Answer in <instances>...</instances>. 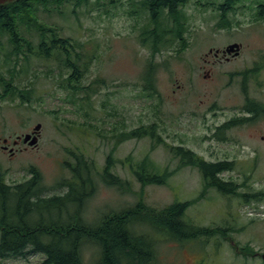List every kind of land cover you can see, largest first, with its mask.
Masks as SVG:
<instances>
[{
    "label": "rangeland",
    "instance_id": "obj_1",
    "mask_svg": "<svg viewBox=\"0 0 264 264\" xmlns=\"http://www.w3.org/2000/svg\"><path fill=\"white\" fill-rule=\"evenodd\" d=\"M223 1L226 0H187L198 11L194 10L196 22L191 24L190 43L207 42L194 51L196 54L202 55L212 46L208 41L213 39L214 32L219 39L238 40L245 34L264 33V25L257 21L260 19L255 13V22H250L248 16L252 14L249 11L241 14L244 6L255 10L261 0H237L233 7L240 8L239 11L222 18L219 5ZM90 2L91 6L73 9L70 1L60 14H48L38 5L36 12L38 21L47 28H54L59 37H70L84 44L87 69L78 82H68L72 69L59 66L54 60L25 59L20 55L14 68L15 60L5 64V56L0 52V77L8 84H0V139L30 133L40 125L39 144L35 150L27 148L12 158L0 153V173L5 176V182L10 186L25 182L29 179L28 170L34 168L41 174L43 185L51 189L46 195H59L63 189L58 188V184L70 178L66 163L74 162L73 154H82L93 161L99 171L111 154L112 167L115 166L113 174L129 182L130 191L125 186L122 190L107 186L96 177L95 193L83 211L85 223L96 225L104 215L133 206L140 192L143 202L157 210L175 202L190 201L193 203L186 211L187 218L198 226L225 230L231 240H224L217 234L207 240L181 245L138 224L135 227L138 233H145L156 241V264H264L260 256L245 257L240 250L249 245L257 254H264V196L252 197L262 185L264 170L257 165L264 154L257 153L251 160L240 162L241 166L219 175L235 186L237 195L226 197L215 190L204 191L200 173L191 167H180L170 152V147L183 146L208 162L245 156L237 151L240 146L215 145L211 141L212 120L210 115H205L213 103L226 108L240 104V96L233 94L240 78L216 69L213 80L204 82L201 72L188 73L177 60H172L168 69L164 68L163 60L171 56L163 52L155 55L154 60L158 94L153 98L141 94L142 72L151 56L150 48L142 46L141 41L142 32L152 29L145 11L129 14L135 10L129 9L127 13V0H121L122 7L106 15L93 7L94 0ZM208 2L214 4L215 26L206 21L210 17ZM222 22L228 23V27L220 28ZM23 35L37 45L39 37L34 31ZM46 37L49 38V34ZM6 38L0 40L5 51L8 50ZM92 82L103 84L88 100L85 93L94 90L86 92V87ZM71 85L79 90L74 91ZM12 87L15 88L14 96L10 95ZM153 124L162 141L156 146L148 138H130L116 144L120 134ZM241 134L239 130L237 135ZM144 157L151 160L158 172H171L165 185H148L141 189L127 163ZM243 195L248 197L245 199ZM69 212L71 215V208ZM41 217L45 221H56L59 215L52 211ZM37 220L34 215L27 222L31 224ZM82 258L84 264H95L97 248L86 245ZM43 259L40 254L27 253L21 259H0V264H39Z\"/></svg>",
    "mask_w": 264,
    "mask_h": 264
},
{
    "label": "trees",
    "instance_id": "obj_2",
    "mask_svg": "<svg viewBox=\"0 0 264 264\" xmlns=\"http://www.w3.org/2000/svg\"><path fill=\"white\" fill-rule=\"evenodd\" d=\"M73 2V9L81 6H91L90 0H19L0 7V40L7 37L8 50L1 46L0 52L5 56V64H10L14 59V68L17 67L19 56L54 60L59 66L71 68V77L68 82H78L87 69L86 52L84 44L73 38H61L54 28H47L38 21L36 12L41 5L46 13L60 12L66 8V4ZM235 4L237 0H226ZM187 0H127L128 10H135L129 14L145 11L148 21L158 22L162 18L172 16V13L182 7ZM51 6V9L48 7ZM62 7L59 11V7ZM93 7L104 11L106 15L113 14L122 7L121 0H94ZM74 12V11H73ZM225 13V10L223 11ZM76 22L78 17L76 16ZM228 23H220V28H227ZM81 27V23H78ZM34 31L39 41L33 45L23 35L24 32ZM49 34V38L46 37ZM161 34L157 30L146 29L142 34V44L151 46L152 53L149 62L142 72L140 85L141 94L147 97L156 96V65L152 59L159 50ZM147 44V45H146ZM13 68V69H14ZM0 84L5 85L1 78ZM7 84V83H6ZM102 82H92L86 87L91 96L97 93ZM8 85V84H7ZM73 87L74 91L79 90ZM95 88V89H94ZM12 87L10 95L15 92ZM22 92V91H21ZM106 138L105 136H103ZM115 138L112 132L111 139ZM148 138L156 146L160 142L156 125L141 126L128 134H120L116 144L125 139ZM153 146V147H154ZM173 156L180 159V167L196 169L202 179L203 190H215L226 197L237 195L233 183H225L218 176L230 168H224L219 164H210L188 150L170 147ZM74 162L66 163L70 178L63 179L58 188L63 189L59 195L47 196L51 191L43 185L41 174L34 168H30L29 179L25 182L10 186L5 182V176L0 173V259H21L27 253H37L44 257L39 264H84L82 251L86 245H94L98 250V258L95 264H156V241L145 233H138L136 225H144L164 239L184 245L187 242L209 239L214 235H220L227 240L225 230L220 228H208L195 225L186 216V211L193 202H175L163 209L157 210L147 206L142 199V192L138 194L137 202L130 207L106 214L101 217L96 225H89L83 220V211L87 201L96 190L95 178L99 177L105 185L121 188L127 187L130 191V183L115 176L112 171L114 160L110 154L104 167L99 171L93 161L87 160L82 154H73ZM129 161V160H128ZM178 167V168H180ZM129 170L141 189L148 185H165L171 172L164 170L158 172L148 157L129 165ZM122 190V188H121ZM243 195V198L248 196ZM258 198L259 194H253ZM72 209V214L69 212ZM58 212V220L45 221L41 215L50 212ZM38 217L37 221L28 223L29 217ZM241 250L245 257H256L249 245ZM259 255V254H258Z\"/></svg>",
    "mask_w": 264,
    "mask_h": 264
},
{
    "label": "flooded vegetation",
    "instance_id": "obj_3",
    "mask_svg": "<svg viewBox=\"0 0 264 264\" xmlns=\"http://www.w3.org/2000/svg\"><path fill=\"white\" fill-rule=\"evenodd\" d=\"M207 5V7H210L208 10L206 9L208 13H210V17L205 20L211 22L209 25L215 26L216 24H214V21H216V18L213 17L215 13L212 9L214 4L208 2ZM219 8L220 11H222L220 16L222 18L226 17V15L228 16V14L237 13L240 9L233 7V5L227 1L220 3ZM195 9L196 8L191 6L189 2H186L182 7L176 9V11L172 13V16L162 18L158 22L148 21V24L152 26L151 30H157L158 34H161V37L158 39L159 50L154 54L152 63L156 65L154 63L155 55L158 56L159 53L162 55L161 53L166 52L171 58L166 57L163 60L164 68L168 69L171 61L177 60L188 73L201 72V79L204 82L213 80V74L216 69H219L222 73H228L232 77L236 76L240 78L237 89L235 87L233 89V94H238L240 96V104L235 107L229 106V108H226L219 106L217 103H213L210 108H208L205 115H210L212 120V126H210L212 134L210 136L211 141L215 145L240 146L237 151L244 153L245 156L238 159L223 158L208 162L189 149H184L183 146L173 147L188 150L197 155V157L202 158L206 163L219 164L224 166V168L232 169L234 166H241L239 164L240 162L243 163L247 160H251L257 153L264 154V48H262L264 46V33L245 34L238 40L233 38L227 39V37L219 39L217 33L214 32L212 36L213 39L210 38V41H208L211 42L210 44L212 46L208 44L210 47L206 52L202 55L196 54L194 51L202 48L207 42L198 40L195 41L194 44L190 43L191 24L196 22V17L194 16ZM224 10L225 13L223 15ZM244 10L252 14L248 16L250 22H255V18L253 17V13H255L256 17L260 19L257 21L264 25V0L257 3L255 10H250L244 6L241 10V14H243ZM237 19L239 20L238 17ZM243 40L246 41L247 44L243 43ZM142 46L144 45L142 44ZM147 46L149 47V45ZM192 46L193 48L190 49ZM150 50L152 53L151 46ZM112 115H114V113H112ZM114 126L116 125H113L112 128H115ZM239 130L242 131L241 135H237ZM25 135L31 136L26 142L24 141ZM39 136V132H34L32 130L30 133L15 136L12 139L2 138L0 139V153H6L9 158H12L17 152L26 150L27 148L35 150L39 144ZM34 137L37 138L36 145L29 146V142L32 141ZM173 157L177 159L178 164L181 163L178 157ZM133 163L135 162L128 161V168L129 165ZM114 167L115 166L111 168V171H113ZM257 167L264 170V159L258 162ZM219 179L225 183H232L224 181L221 178ZM261 182L262 185L258 194L264 196V175L262 176ZM258 256L261 257L260 254L256 255V257Z\"/></svg>",
    "mask_w": 264,
    "mask_h": 264
},
{
    "label": "water",
    "instance_id": "obj_4",
    "mask_svg": "<svg viewBox=\"0 0 264 264\" xmlns=\"http://www.w3.org/2000/svg\"><path fill=\"white\" fill-rule=\"evenodd\" d=\"M17 1H19V0H0V7L1 6H4V5H7V4H11V3H14V2H17ZM39 130H40V125H36L35 127H34V129H33V131L34 132H39ZM30 135H25L24 136V141L26 142V141H28L29 139H30ZM37 138L36 137H34L33 139H32V141H30L29 142V146H34V145H36V143H37ZM261 255V258L264 260V254H260Z\"/></svg>",
    "mask_w": 264,
    "mask_h": 264
}]
</instances>
